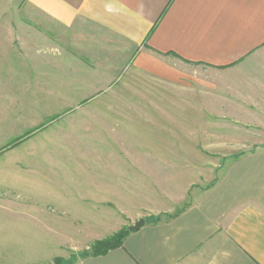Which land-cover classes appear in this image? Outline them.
<instances>
[{
	"label": "crops",
	"instance_id": "0c3cea01",
	"mask_svg": "<svg viewBox=\"0 0 264 264\" xmlns=\"http://www.w3.org/2000/svg\"><path fill=\"white\" fill-rule=\"evenodd\" d=\"M58 45L82 47L83 61L102 76L128 67L181 89L201 77L187 65L205 68L209 92L227 94L231 105L221 108L234 110L242 125L264 126V0H0V120L12 119L13 126L0 134V146L27 126L42 125L44 116L73 107L57 100ZM59 52L73 69V55ZM221 76L240 80L219 84ZM229 94L243 96L229 100ZM18 148L12 152L20 159L60 157L56 150ZM239 157L216 180L209 176L180 199L148 208L147 217L130 213L141 208L134 200L99 215L92 209L47 213L42 206L75 204L72 193L58 192L72 190L73 177L37 164L8 167L18 175V190L33 194L0 199V264L65 257L74 241L70 223H115L123 211L131 223L122 246L68 264H264V150ZM112 170L122 175L120 166ZM141 219L144 225L132 229Z\"/></svg>",
	"mask_w": 264,
	"mask_h": 264
},
{
	"label": "rangeland",
	"instance_id": "374dc122",
	"mask_svg": "<svg viewBox=\"0 0 264 264\" xmlns=\"http://www.w3.org/2000/svg\"><path fill=\"white\" fill-rule=\"evenodd\" d=\"M81 48L57 47L73 55V69H69L70 63L60 61L62 54L57 51V100L73 107L59 109L49 118L44 116L42 125L27 126L24 134L1 144V200L31 196L32 191L27 192V196L18 190V175L7 171L11 166L17 169L19 163L26 169L37 164L73 177V189L62 191L59 188L58 192L72 193L75 204L42 206L47 213L55 210L61 215L70 210L81 214L83 210L87 213L92 209L99 215L108 208L117 211L118 201L131 205L134 200L133 206L140 204L141 208L130 213L141 210L139 216L147 217L148 208L178 200L189 187L205 184L209 176L219 178L239 161V156L264 150V126L242 125L234 110L221 108L231 104L225 103L227 94L209 92L210 74L205 68L187 65L201 77L188 79L186 88L181 89L178 83L128 67L117 76H110L113 72L102 76L83 61ZM63 67L67 70H61ZM217 80L219 84H226L240 79L221 76ZM241 96L229 94L228 98ZM211 105L217 108L212 109ZM11 122L12 119L0 120V134L13 127ZM21 144L30 152L36 148L56 150L60 157L45 154V157L31 158L30 153V158L20 159L18 153L12 151L19 150ZM116 166H120L122 175L114 173L112 168ZM178 167L185 170L178 172ZM119 176L122 179H114ZM3 178L9 188H5ZM78 202L85 205H77ZM107 204L110 205L105 206ZM118 216L120 221L115 223L97 219L70 223L75 227L71 230L74 241L67 242L65 257L39 264H53L56 259L68 264L88 256L96 242L129 229V213L123 211Z\"/></svg>",
	"mask_w": 264,
	"mask_h": 264
},
{
	"label": "trees",
	"instance_id": "16d2710c",
	"mask_svg": "<svg viewBox=\"0 0 264 264\" xmlns=\"http://www.w3.org/2000/svg\"><path fill=\"white\" fill-rule=\"evenodd\" d=\"M130 229L122 230L120 233H117L111 237L105 238L103 240H100L96 242L93 247L91 248V251L88 253V255H104L110 250L120 247L123 245V241L125 237L128 235ZM53 264H63V261L61 259H56Z\"/></svg>",
	"mask_w": 264,
	"mask_h": 264
},
{
	"label": "water",
	"instance_id": "95a60500",
	"mask_svg": "<svg viewBox=\"0 0 264 264\" xmlns=\"http://www.w3.org/2000/svg\"><path fill=\"white\" fill-rule=\"evenodd\" d=\"M144 223H145V220L144 219H141V220H139V221H137L135 223V225L132 227V229L137 230L140 227H142L144 225Z\"/></svg>",
	"mask_w": 264,
	"mask_h": 264
}]
</instances>
